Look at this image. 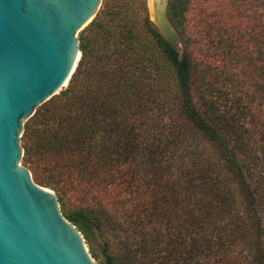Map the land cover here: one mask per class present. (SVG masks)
<instances>
[{
	"label": "trees",
	"instance_id": "1",
	"mask_svg": "<svg viewBox=\"0 0 264 264\" xmlns=\"http://www.w3.org/2000/svg\"><path fill=\"white\" fill-rule=\"evenodd\" d=\"M102 0L24 165L105 264H264V0ZM93 257V256H91Z\"/></svg>",
	"mask_w": 264,
	"mask_h": 264
},
{
	"label": "water",
	"instance_id": "2",
	"mask_svg": "<svg viewBox=\"0 0 264 264\" xmlns=\"http://www.w3.org/2000/svg\"><path fill=\"white\" fill-rule=\"evenodd\" d=\"M102 0H0V264H95L56 195L22 166L20 134L36 109L69 82L81 57L78 33ZM168 0H153L158 32L180 37Z\"/></svg>",
	"mask_w": 264,
	"mask_h": 264
},
{
	"label": "rangeland",
	"instance_id": "3",
	"mask_svg": "<svg viewBox=\"0 0 264 264\" xmlns=\"http://www.w3.org/2000/svg\"><path fill=\"white\" fill-rule=\"evenodd\" d=\"M114 1H116V0H112L111 1V5L113 6V5H115L116 4V2L114 3ZM146 2H147V8H148V14H149V17H150V11H149V7H148V5H149V0H146ZM135 5H137L136 3H134V0H133V7H135ZM101 6H102V1H101V5H100V8H101ZM99 8V9H100ZM99 11V10H98ZM150 19H151V17H150ZM78 37H79V33H78ZM69 83V82H68ZM68 83L65 85V87L64 88H62V90L61 91H63V90H65L66 88H67V86H68ZM61 91H59V93L57 94V95H59L60 94V92ZM44 104V103H43ZM42 104V105H43ZM40 107V106H39ZM38 107V108H39ZM37 108V109H38ZM37 109H36V111H37ZM35 111V112H36ZM33 117V116H32ZM31 117V118H32ZM31 118H29L27 121H29V123L31 122ZM27 121H25L24 122V124L27 122ZM24 124H23V131H22V133L20 134V145H21V147H22V149L24 148V146H25V143H26V141H25V138L23 137V132H24ZM23 160H24V149H23V154H22V159H21V164H22V166H24L25 168H27L24 164V162H23ZM28 169V168H27ZM34 182V181H33ZM37 185V184H36ZM39 186V185H38ZM40 187H42V186H40ZM43 188H45V187H43ZM46 189H48V188H46ZM48 190H50V191H52L51 189H48ZM53 192V191H52ZM54 193V192H53ZM55 194V193H54ZM59 209H60V206H59ZM62 214V213H61ZM82 235V234H81ZM82 237H83V235H82ZM83 239H84V237H83ZM84 244H85V247H86V249H87V251H88V253H89V255H90V257L91 256H93V257H91L92 259H93V261H94V263L95 264H105L104 263V245H103V241L101 240V238L96 234V235H92L91 237H90V239L89 240H85L84 239Z\"/></svg>",
	"mask_w": 264,
	"mask_h": 264
},
{
	"label": "bare ground",
	"instance_id": "4",
	"mask_svg": "<svg viewBox=\"0 0 264 264\" xmlns=\"http://www.w3.org/2000/svg\"><path fill=\"white\" fill-rule=\"evenodd\" d=\"M149 11H150V17L152 20H154V10H153V0H149Z\"/></svg>",
	"mask_w": 264,
	"mask_h": 264
}]
</instances>
